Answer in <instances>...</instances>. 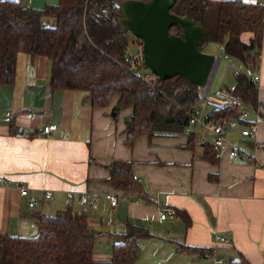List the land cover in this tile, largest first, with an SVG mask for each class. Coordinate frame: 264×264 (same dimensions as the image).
I'll list each match as a JSON object with an SVG mask.
<instances>
[{
    "label": "crops",
    "instance_id": "crops-1",
    "mask_svg": "<svg viewBox=\"0 0 264 264\" xmlns=\"http://www.w3.org/2000/svg\"><path fill=\"white\" fill-rule=\"evenodd\" d=\"M243 1L264 5V0ZM20 2L41 9L57 0ZM44 23L52 25L53 20L46 18ZM16 62L14 83L0 86V180L5 184L0 185V233L33 237L38 216L52 217L71 206L87 213L89 229L97 235L122 233L125 221L148 229L155 237L138 240L135 264H215L216 259L229 264L240 257L248 264H264V120L252 108L244 110L242 123L225 131L218 163L211 164L203 159L201 145L187 147L186 133L151 139L142 135L127 146L132 109L113 117L117 96L107 107H91L82 102L81 92L50 91L48 58L32 57L19 45ZM248 64L243 66L250 71L249 78H259L258 102L264 108V28L260 58L251 54ZM205 87L199 91L200 104ZM209 102L200 105L203 115L228 99ZM209 105L216 106L207 110ZM251 123L257 124V134L242 136V128ZM50 124L56 129L42 134ZM194 133L198 135L200 129L196 127ZM229 148L239 153L230 156ZM114 161L132 162L134 179L152 202L107 183ZM15 184L28 189L40 203L29 208ZM47 191L51 197L45 200ZM70 193L73 202L68 201ZM109 194L118 197L114 207L106 198ZM80 195L93 199L94 205H79ZM162 210L178 215L161 220ZM95 245L94 260L109 261L111 248L99 253ZM202 250L211 256L203 257Z\"/></svg>",
    "mask_w": 264,
    "mask_h": 264
},
{
    "label": "trees",
    "instance_id": "trees-1",
    "mask_svg": "<svg viewBox=\"0 0 264 264\" xmlns=\"http://www.w3.org/2000/svg\"><path fill=\"white\" fill-rule=\"evenodd\" d=\"M122 1L58 0L41 9L25 7L20 0L0 1V86L14 83L20 41L28 37L29 54L50 61L51 92H81L82 102L94 108L107 107L117 96L113 117L121 110L132 109L126 127L127 146L132 147L142 135L151 139L185 133L190 118L200 113V88L180 76L146 81L130 68L127 53L132 37L120 29L117 20ZM170 12L202 27L201 51L208 43L224 44L225 55L245 67L251 54L257 60L260 58L263 4L243 0H177ZM45 18H51L53 24H45ZM170 34L182 37V30L173 26ZM233 77V86L224 92L228 102L204 115L205 120L215 124L224 120L242 123L240 116L244 110L233 101L252 108L264 120L256 84L242 70L235 71ZM196 137L194 130L188 133L187 147L201 145L203 159L218 163V150L211 134L204 143H198ZM131 166L132 162L114 161L107 183L127 195L135 194L152 202L134 179ZM124 224L122 233L110 234L111 259L96 261L93 250L97 233L89 229L87 213L67 206L55 216H38L37 234L33 237L0 233V264H135L140 255L138 240L155 236L139 224ZM206 252L202 250L201 254ZM229 264L248 262L240 257Z\"/></svg>",
    "mask_w": 264,
    "mask_h": 264
},
{
    "label": "water",
    "instance_id": "water-1",
    "mask_svg": "<svg viewBox=\"0 0 264 264\" xmlns=\"http://www.w3.org/2000/svg\"><path fill=\"white\" fill-rule=\"evenodd\" d=\"M177 0H124L119 4L121 30L142 42L143 66L158 81L175 76L204 88L211 77L217 58L201 51L203 29L187 17L170 12ZM177 26L182 37L170 34Z\"/></svg>",
    "mask_w": 264,
    "mask_h": 264
},
{
    "label": "built area",
    "instance_id": "built-area-1",
    "mask_svg": "<svg viewBox=\"0 0 264 264\" xmlns=\"http://www.w3.org/2000/svg\"><path fill=\"white\" fill-rule=\"evenodd\" d=\"M131 37H132V44L135 47V51L132 52L128 50V53H127L128 58L130 60V68L134 72H136L138 75H140L143 79H145L146 81H155L156 78L152 74L151 76H144V75H141L140 70H137V68H140L141 66H143L142 48L140 45V40L134 38L133 36ZM258 81H259L258 77L253 78L254 84H257ZM202 100L203 101H202L201 107H204L209 102V100L207 99L206 95L202 96ZM233 102L236 103L240 109L242 110L247 109V107L243 105L241 102L239 101H233ZM245 116H246V111H244L241 114L240 118L243 119L245 118ZM236 126H237V122L235 120H224L221 124H215L213 122H208L207 120H205L204 115L200 112L190 118L188 126L185 129V133L188 134L189 132L195 130L196 127H198L200 129V133L196 137L197 142L204 143L207 140L208 133H210L213 138V144L215 148L217 150H220L226 144L225 138H224L225 131L228 128H234ZM55 129H56V126L50 124L43 128L42 134L47 135L50 132L54 131ZM257 129H258L257 124L251 123L249 126L244 127L241 130V134L244 137L253 138L257 134ZM238 153H239V150H237L236 148H229L230 156H236ZM0 185H5V184L0 180ZM15 187L19 190V195L26 200L27 206L29 208H33L34 206L40 203L39 202L40 200L37 199L35 196L30 195L28 189H26L25 187L21 186L20 184H15ZM50 197H51V192L47 191L43 193V198L45 200L50 199ZM67 198L69 202H73L75 200V196L71 193L68 194ZM106 198L110 206L112 207H114L118 202V197L113 194L107 195ZM76 202L79 205H88V206L94 205V200L90 199L86 195H80L79 197H77ZM174 217H175V212L173 210H162L160 212L161 220H165L167 218L172 219ZM215 239L220 242H226L224 238H220L217 236L215 237ZM210 256L211 255L208 252L203 254V257L205 258H209ZM214 262L215 264H228L218 259L214 260Z\"/></svg>",
    "mask_w": 264,
    "mask_h": 264
},
{
    "label": "rangeland",
    "instance_id": "rangeland-1",
    "mask_svg": "<svg viewBox=\"0 0 264 264\" xmlns=\"http://www.w3.org/2000/svg\"><path fill=\"white\" fill-rule=\"evenodd\" d=\"M58 1V0H57ZM46 18L44 19V21ZM49 26L51 24H48ZM28 48L29 47V38L26 37L20 41V48ZM129 51H135V47L131 45L129 46ZM203 51H206L207 53L214 55L216 58L217 56L220 57L219 62L216 61L215 67L212 71L211 77L209 79L208 84L205 87L204 95L207 96V99L209 101L212 100H220L225 101L226 98H224V92L227 88H231L234 84V77L233 73L235 72L236 68L239 69V71H244L246 75H250V71L247 70L241 62H239L236 59L230 58L229 56L225 55L224 53V44L221 43H208L203 47ZM141 75L149 76L151 75V72L147 70L146 68H142L140 70ZM202 91V89H200ZM201 103V102H200ZM209 104H211L209 102ZM201 105V104H199ZM208 105V104H207ZM216 106V105H214ZM212 105H209L207 110H211ZM105 223V220H104ZM97 231V230H96ZM104 233V232H103ZM108 232H105L104 235H107ZM113 234V233H111ZM110 236V234H109ZM109 240V241H108ZM95 249L99 250V253L108 251L112 246V238L111 236H103V235H97L95 239ZM101 251V252H100Z\"/></svg>",
    "mask_w": 264,
    "mask_h": 264
},
{
    "label": "flooded vegetation",
    "instance_id": "flooded-vegetation-1",
    "mask_svg": "<svg viewBox=\"0 0 264 264\" xmlns=\"http://www.w3.org/2000/svg\"><path fill=\"white\" fill-rule=\"evenodd\" d=\"M140 45H141V48H142V42L140 41Z\"/></svg>",
    "mask_w": 264,
    "mask_h": 264
}]
</instances>
